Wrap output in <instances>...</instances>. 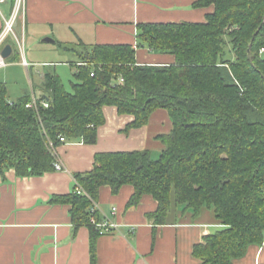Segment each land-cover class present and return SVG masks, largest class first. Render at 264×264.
<instances>
[{
    "label": "trees",
    "instance_id": "obj_1",
    "mask_svg": "<svg viewBox=\"0 0 264 264\" xmlns=\"http://www.w3.org/2000/svg\"><path fill=\"white\" fill-rule=\"evenodd\" d=\"M210 6L214 12L204 23L138 25L135 46L85 47L78 53L85 65L76 64L71 90L57 73L46 75L44 98L50 107H41L39 114L26 107L30 96L10 102L7 86L0 83V170L13 169L19 177L54 172L49 141L60 146L64 137L96 144L98 130L107 122L106 107L133 117L125 133L146 126L154 112L164 109L173 127L157 137L163 145L158 158L148 150L97 153L93 170L76 174V181L94 200L102 187L113 194L133 187L127 209L152 197L157 209L147 217L155 225L195 221L204 210L212 211L222 229L194 246L198 264H233L250 246H261L264 0L194 4ZM138 47L173 55L175 62L138 65ZM53 202L71 204L74 223L90 229L91 264H97L100 235L90 223L91 200L74 189Z\"/></svg>",
    "mask_w": 264,
    "mask_h": 264
},
{
    "label": "crops",
    "instance_id": "obj_2",
    "mask_svg": "<svg viewBox=\"0 0 264 264\" xmlns=\"http://www.w3.org/2000/svg\"><path fill=\"white\" fill-rule=\"evenodd\" d=\"M197 1L25 0L15 23L16 39L24 52L20 55L7 44L12 47L11 56L14 53L16 56L6 60L5 68L10 62L22 66L27 73L28 87L15 99L7 94L8 100L16 102L32 95L45 100V77L48 73H57L46 69L56 68L57 62H30L25 45L33 46L38 41L57 44L59 52L73 55L75 61L67 63L76 69L80 62L78 53L85 47L135 46L140 24L204 23L214 7L195 8ZM13 6L14 0L0 4V31L11 16ZM47 38L53 42L46 41ZM260 55L264 59V50ZM174 62L173 55L148 47L136 49L138 65L163 66ZM160 110L153 113L146 126L125 133L133 117L119 115L115 107H106L107 122L99 128L96 144L69 139L59 146L66 171L19 177L13 169L0 170V264H91L90 229L74 223L71 204L54 203L53 199L74 193L75 175L92 171L97 153L148 150L154 156L153 147L161 153L163 145L157 137L171 132L173 124L169 116V121L160 118L153 127L157 116H161ZM133 193L129 185L122 187L118 194H113L109 187L99 190L95 201L101 213L118 223L119 229L97 237V264H198L194 246L222 226L208 213V220L182 219L176 224L155 225L147 217L157 209L155 200L144 196L138 206L127 209ZM233 264H264V243L250 246Z\"/></svg>",
    "mask_w": 264,
    "mask_h": 264
},
{
    "label": "rangeland",
    "instance_id": "obj_3",
    "mask_svg": "<svg viewBox=\"0 0 264 264\" xmlns=\"http://www.w3.org/2000/svg\"><path fill=\"white\" fill-rule=\"evenodd\" d=\"M10 44L12 47H14V51L18 52L20 55H22V48L19 47L18 41L16 39V31L14 34H11L4 45ZM59 45V43H58ZM29 44L28 46L25 45L23 47L25 49V53L28 55V60L30 62H35L38 64L43 63H51V62H57V67H47L46 69L50 72H54V70L57 72V74L60 76L61 80L63 81L65 87L67 90L72 89V83L75 82L74 73H76V69L73 67L75 65L68 64L67 62L75 61V58H73L69 54H64L62 52H59L57 44L53 43H44L41 41H38L36 45ZM230 46L227 47V50H230ZM23 49V50H24ZM229 57L232 55L228 53ZM16 54L14 53L11 57L7 58L6 60L11 61L13 57H15ZM69 57H72L69 58ZM75 64V63H74ZM45 69V70H46ZM0 83H5L7 86V94L10 96V98L15 99L19 97L21 94V91L24 87H28V77L25 69L18 65L17 63L9 64L7 68H4L3 70L0 69ZM162 112H159L161 116H157L154 121V126H156L158 119L163 118L167 119L169 121V114L166 110L162 109L160 110ZM171 120V119H170ZM172 122V121H171ZM154 129V128H153ZM167 130V128L165 129ZM168 132V131H167ZM160 144V143H159ZM153 153L154 158H158L160 152L158 153L155 147H153ZM210 214V217L214 219L213 213L210 210H204L202 215L199 217L203 220H208V216Z\"/></svg>",
    "mask_w": 264,
    "mask_h": 264
},
{
    "label": "built area",
    "instance_id": "obj_4",
    "mask_svg": "<svg viewBox=\"0 0 264 264\" xmlns=\"http://www.w3.org/2000/svg\"><path fill=\"white\" fill-rule=\"evenodd\" d=\"M24 1L25 0H14V6L12 9L11 16L9 19H7L4 23L3 28L0 31V69L5 68L7 66V61L6 58L3 56V49L6 47L4 45L6 43L7 38L11 35L14 34L15 32V23L20 15V13L24 9ZM5 0H0V4L4 3ZM79 65H85L82 63H78L77 66ZM91 76H94V73L91 74ZM122 82L123 80L120 79ZM28 109H33L37 114H39V109L41 107L43 108H49L50 103L47 100H38L34 95L31 96L30 102L26 105ZM60 143H67L66 139L64 137H60ZM49 148L52 152V155L54 156V162H53V168L54 171L56 172H63L66 171L63 162L60 158L59 154V146L56 145L54 142L49 141ZM75 180V194L81 195V196H86L88 197L91 202L92 206L90 208V214H91V219L90 223L95 227L99 235H106L110 233H115L119 229V224L112 221L109 217L106 215L102 214L99 208L98 203L89 196V194L85 191V189ZM117 209L114 208L113 212L116 213ZM100 216V220H97V216Z\"/></svg>",
    "mask_w": 264,
    "mask_h": 264
},
{
    "label": "water",
    "instance_id": "obj_5",
    "mask_svg": "<svg viewBox=\"0 0 264 264\" xmlns=\"http://www.w3.org/2000/svg\"><path fill=\"white\" fill-rule=\"evenodd\" d=\"M46 41L53 42V40L50 38H47ZM251 47H252V42L248 49V56L250 60H251ZM11 54H12V47L10 45H6V47L3 49V56L7 59L11 56Z\"/></svg>",
    "mask_w": 264,
    "mask_h": 264
}]
</instances>
